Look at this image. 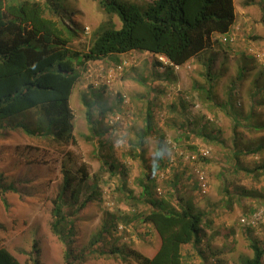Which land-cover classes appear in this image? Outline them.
I'll return each instance as SVG.
<instances>
[{
    "label": "rangeland",
    "instance_id": "obj_1",
    "mask_svg": "<svg viewBox=\"0 0 264 264\" xmlns=\"http://www.w3.org/2000/svg\"><path fill=\"white\" fill-rule=\"evenodd\" d=\"M61 1L78 31L74 51L88 53L109 20L121 27L97 0ZM235 9L233 41L214 35L184 66L165 68L156 62L170 64L159 55L136 51L86 63L70 99L72 141L0 126V184L15 188L0 189V247L21 264H139L137 257L152 258L160 247L141 218L158 201L204 215V256L187 246L185 264L253 258L251 242H264V174L257 169L264 149L251 152L264 145V130L253 127L264 121V0H236ZM86 102L93 104L95 132ZM37 120L36 110L16 119L34 128ZM65 170L89 186L66 206L73 212L84 203L72 217L69 246L52 231Z\"/></svg>",
    "mask_w": 264,
    "mask_h": 264
},
{
    "label": "trees",
    "instance_id": "obj_2",
    "mask_svg": "<svg viewBox=\"0 0 264 264\" xmlns=\"http://www.w3.org/2000/svg\"><path fill=\"white\" fill-rule=\"evenodd\" d=\"M113 20L94 33L88 53L71 49L76 37L72 15L61 0H0V126H13L28 135H41L63 143L74 140V113L70 99L89 61L117 60L133 51L164 56L169 68L184 66L198 58L210 46L214 35H229L236 19L234 0H153L137 4L131 0H97ZM86 117L96 131L93 104L86 102ZM38 111L35 128L16 119L29 111ZM255 130H264V121ZM148 132L152 130L148 125ZM258 145L252 153H260ZM264 174V161L257 168ZM81 180L77 186L73 182ZM87 188V179L73 177L65 170L62 191L54 201L53 233L69 246L75 219L84 203L73 212L79 195ZM4 191L15 190L0 184ZM70 192V193H69ZM149 193L146 186L143 196ZM152 210L141 216L160 238V247L152 257H140L139 264H185L183 249L191 246L201 257L205 218L202 212L182 206L166 209L152 202ZM254 256L244 264H264V242H251ZM0 264H21L5 247H0Z\"/></svg>",
    "mask_w": 264,
    "mask_h": 264
},
{
    "label": "built area",
    "instance_id": "obj_3",
    "mask_svg": "<svg viewBox=\"0 0 264 264\" xmlns=\"http://www.w3.org/2000/svg\"><path fill=\"white\" fill-rule=\"evenodd\" d=\"M223 40H224V42H232L233 41V39L229 35L224 36ZM160 59L167 60L164 56H160ZM207 154H208V151H205L204 155H207ZM198 182H199V186L204 190V192L207 191V189H208L207 178L205 177L204 174H202V175L200 174Z\"/></svg>",
    "mask_w": 264,
    "mask_h": 264
},
{
    "label": "crops",
    "instance_id": "obj_4",
    "mask_svg": "<svg viewBox=\"0 0 264 264\" xmlns=\"http://www.w3.org/2000/svg\"><path fill=\"white\" fill-rule=\"evenodd\" d=\"M235 2H236V0H234ZM249 6V5H248ZM247 6V9H250L251 7H248ZM236 19H238V12L236 11ZM236 19H235V21H236ZM215 37V36H214ZM214 37H212V38H214ZM193 61V60H192Z\"/></svg>",
    "mask_w": 264,
    "mask_h": 264
}]
</instances>
